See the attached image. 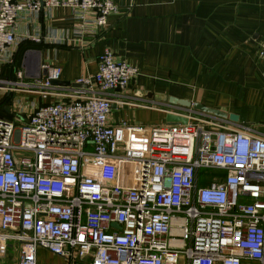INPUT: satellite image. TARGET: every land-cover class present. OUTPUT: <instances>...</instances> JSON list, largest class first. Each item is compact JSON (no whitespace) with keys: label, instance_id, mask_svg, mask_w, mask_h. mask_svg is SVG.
<instances>
[{"label":"built area","instance_id":"obj_1","mask_svg":"<svg viewBox=\"0 0 264 264\" xmlns=\"http://www.w3.org/2000/svg\"><path fill=\"white\" fill-rule=\"evenodd\" d=\"M57 5L82 18L93 11L97 26L118 10L114 0H0V259L264 264V132L191 106L178 112L185 121L109 122L138 72L109 48L78 86L53 82L59 65L29 78L22 67L5 70L17 20ZM11 90L39 99L8 101ZM38 248L60 260L39 261Z\"/></svg>","mask_w":264,"mask_h":264},{"label":"crops","instance_id":"obj_2","mask_svg":"<svg viewBox=\"0 0 264 264\" xmlns=\"http://www.w3.org/2000/svg\"><path fill=\"white\" fill-rule=\"evenodd\" d=\"M114 1L118 10L104 26L93 24V11L82 18L65 5L47 17L19 18L14 58L5 70L22 67L29 78L44 73L43 64L59 65V79L73 82L96 72L98 55L109 48L138 69L121 92L125 102H113L109 122L148 127L171 116L179 121L185 106L170 101L176 97L237 114L234 121L264 132V59L258 54L264 0ZM17 96L39 99L19 90L6 99ZM61 97L49 94L46 100ZM14 113L20 121L26 117L15 109L8 115ZM38 260L60 257L38 248Z\"/></svg>","mask_w":264,"mask_h":264},{"label":"water","instance_id":"obj_3","mask_svg":"<svg viewBox=\"0 0 264 264\" xmlns=\"http://www.w3.org/2000/svg\"><path fill=\"white\" fill-rule=\"evenodd\" d=\"M54 83H59V84H63V85H68V84H71V85H74V86H78L80 84H77L76 82H70L68 80H61V79H56V80H53ZM170 101L172 102H178L180 104H182L183 106L185 107H193L194 109H198V110H202V111H205V112H209V113H212V114H216V115H219V116H223V117H229L230 119L232 120H237L238 119V116L237 114H234V113H228L226 111H223V110H220L218 108H215V107H211V106H207V105H204L202 104L201 102H191L190 100H186V99H179V98H170ZM5 110L7 112H10V108H9V105L5 106ZM177 117L176 116H171L170 117V122H173L175 121L176 119H174ZM172 120V121H171ZM180 120V119H179ZM181 120L185 121L184 118H182ZM179 261H181V259H179Z\"/></svg>","mask_w":264,"mask_h":264},{"label":"rangeland","instance_id":"obj_4","mask_svg":"<svg viewBox=\"0 0 264 264\" xmlns=\"http://www.w3.org/2000/svg\"><path fill=\"white\" fill-rule=\"evenodd\" d=\"M9 253H12L13 251L11 250V248H9ZM6 261L4 259H0V264H5Z\"/></svg>","mask_w":264,"mask_h":264}]
</instances>
